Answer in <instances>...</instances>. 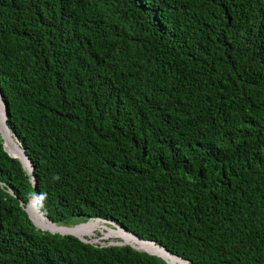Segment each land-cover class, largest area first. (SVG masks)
Returning a JSON list of instances; mask_svg holds the SVG:
<instances>
[{
  "label": "trees",
  "instance_id": "1",
  "mask_svg": "<svg viewBox=\"0 0 264 264\" xmlns=\"http://www.w3.org/2000/svg\"><path fill=\"white\" fill-rule=\"evenodd\" d=\"M0 99L33 176L0 138V264H167L36 228L33 196L189 264H264V0H0Z\"/></svg>",
  "mask_w": 264,
  "mask_h": 264
},
{
  "label": "rangeland",
  "instance_id": "2",
  "mask_svg": "<svg viewBox=\"0 0 264 264\" xmlns=\"http://www.w3.org/2000/svg\"><path fill=\"white\" fill-rule=\"evenodd\" d=\"M0 103H1V101H0ZM1 111L2 110H0V113H1ZM0 116H2V114ZM1 135L4 138L5 147L7 148V150L11 153H14L16 151L17 155H19L20 150L16 147L17 145H15L13 139L9 136L10 134L7 131L6 132L2 131ZM30 208H33V210ZM27 210L30 214V217L35 222V224L41 228H44V229H49L51 231L59 232V233H73L74 235H77L81 238L86 236L85 240H87L91 243H98L101 245L129 244L138 251H147L148 250V248L144 244H141L142 242H145V243H148V242H146V241L140 242L139 240H136V239L129 240L130 238H132V236L129 235L128 233H126V231H122V230L118 229L115 225H113L111 222H108V221H105L102 219H100V220L99 219L87 220L85 222L74 223V224H71L70 226H64L63 227V226H59V225L50 223L41 213L38 212L37 208L34 205L31 207V204H29L27 207ZM150 243L151 242H149L148 244H150ZM150 245H152V243ZM156 246H159V245H156ZM159 247L162 248L161 246H159ZM147 252H149V251H147ZM165 252H167V251H165ZM167 254L169 256L171 255L169 253H167ZM155 255L160 256L161 254L158 255V253H157ZM161 256H163L165 258L164 259L162 257L166 262H167V260H170L168 258L169 256L168 257H165L164 255H161ZM170 261L171 262L168 261L169 263L168 262L167 263L168 264H182V263L183 264H189L186 261L181 262V263H179L176 260H170Z\"/></svg>",
  "mask_w": 264,
  "mask_h": 264
},
{
  "label": "bare ground",
  "instance_id": "3",
  "mask_svg": "<svg viewBox=\"0 0 264 264\" xmlns=\"http://www.w3.org/2000/svg\"><path fill=\"white\" fill-rule=\"evenodd\" d=\"M1 101V100H0ZM1 105H0V110H2L1 111V113H0V115L2 114V116H0V136H1V138L3 139V144H4V149L11 155V156H14V157H16V158H18L20 161H21V163H22V165H23V167L27 170V171H29V165H28V163H27V160H26V158L24 157V155H23V153L21 152V150H20V148H18L17 146V148L20 150H18L19 151V155H17V153H16V151L14 152V153H11V152H9L8 150H7V148L5 147V142H4V138H3V136L1 135V133H2V131L3 132H6L7 131V129H6V127H5V125H4V111H3V104H2V102L0 103ZM8 132V131H7ZM9 133V132H8ZM10 134V133H9ZM9 139V138H8ZM7 140V139H6ZM15 143V142H14ZM16 145V144H15ZM17 151V152H18ZM29 204H31V207L34 205L35 206V200L34 199H32L27 205H26V208H25V210L27 211V213H28V215H29V217H30V214H29V212H28V210H27V207H28V205ZM33 204V205H32ZM36 207V206H35ZM30 209H32L33 210V208H30ZM29 209V210H30ZM38 210V209H37ZM39 212V211H38ZM40 213V212H39ZM30 219L32 220V218L30 217ZM90 220H94V219H90ZM100 220V219H99ZM33 221V220H32ZM33 223L35 224V222L33 221ZM36 225V224H35ZM64 227V226H63ZM44 229V228H43ZM118 229H120V228H118ZM49 230V229H48ZM73 230V229H72ZM120 230H122V229H120ZM51 231V230H50ZM122 231H124V230H122ZM54 232V231H53ZM126 233H128V232H126ZM125 233V234H126ZM70 234H73V233H70ZM129 234V233H128ZM74 235V234H73ZM129 235H131V234H129ZM75 236H77V235H75ZM132 236V238H130L129 240H133V239H136V240H139L140 242L141 241H143V240H140V239H137L135 236H133V235H131ZM77 237H79V236H77ZM79 238H81V237H79ZM146 242H148V241H146ZM141 244H144L147 248H148V250L147 251H149L148 253H151V254H153V253H158V254H161V255H164L165 257H168L169 255L167 254L168 252H165L162 248H160L159 246H156L155 244H152V245H150V244H148V243H145V242H142ZM129 245V244H128ZM155 245V246H154ZM131 246V245H130ZM134 248V247H133ZM139 249V248H138ZM147 251H145V252H147ZM155 255V254H154ZM160 257V256H159ZM162 258V257H161ZM170 260H176V261H178L179 263H181V262H185L184 260H182V259H180L179 257H176V256H174V255H170L169 257H168ZM163 259V258H162ZM170 260H167V261H169V262H171ZM167 263V262H166ZM168 264V263H167ZM183 264V263H182Z\"/></svg>",
  "mask_w": 264,
  "mask_h": 264
},
{
  "label": "clouds",
  "instance_id": "4",
  "mask_svg": "<svg viewBox=\"0 0 264 264\" xmlns=\"http://www.w3.org/2000/svg\"><path fill=\"white\" fill-rule=\"evenodd\" d=\"M1 100V99H0ZM2 102V101H1ZM2 104H3V111H4V107H5V104L2 102ZM6 109V108H5ZM5 117H6V111L4 112V119H5ZM5 125V124H4ZM6 127V126H5ZM6 129H7V127H6ZM7 131H8V129H7ZM9 132V131H8ZM10 133V132H9ZM10 137H11V134L9 135ZM0 138H1V136H0ZM12 138V137H11ZM13 139V138H12ZM1 140H2V138H1ZM13 141H14V139H13ZM16 144V143H15ZM17 145V144H16ZM17 147H18V145H17ZM2 148H3V150L6 152V154L8 155V156H10V154L4 149V146H3V140H2ZM21 150V149H20ZM22 152V151H21ZM24 153V152H23ZM25 155V154H24ZM10 157H13V158H15L14 156H10ZM24 157H26V156H24ZM15 159H17V158H15ZM27 159V158H26ZM28 160V159H27ZM19 161V160H18ZM29 161V160H28ZM28 161H27V163H28ZM21 162V161H20ZM20 164H22V163H20ZM29 165V164H28ZM21 167L24 169V171L26 172V173H29V171H27L24 167H23V165H21ZM30 167H31V165H30ZM32 173H29V175H30V179L32 180L33 179V177H32V175H31ZM31 198H33L34 200H35V206H36V208H37V205H36V201H37V198H36V196H33V197H31ZM30 198V199H31ZM29 199V200H30ZM28 202V201H27ZM26 205V204H25ZM25 205L23 206V211L26 213V215H27V217H28V219L31 221V223L36 227V228H38V229H40V230H46V231H48V232H50V233H58V234H69V235H72V236H75V235H73V234H70V233H59V232H53V231H49V230H47V229H42V228H40V227H38V226H36L33 222H32V220L29 218V216H28V214H27V212H26V210H25ZM38 209V208H37ZM39 211V210H38ZM40 212V211H39ZM41 213V212H40ZM42 214V213H41ZM43 215V214H42ZM44 216V215H43ZM45 217V216H44ZM46 218V217H45ZM47 219V218H46ZM103 220V219H102ZM49 221V220H48ZM50 222V221H49ZM50 223H52V222H50ZM52 224H54V223H52ZM57 225V224H56ZM59 226H62V225H59ZM64 226H70V225H64ZM76 238H78V239H80L81 241H86V242H89V241H87V240H85V237L86 236H84L83 238H79V237H77V236H75ZM121 245V244H120ZM144 252V251H143ZM160 258V257H159Z\"/></svg>",
  "mask_w": 264,
  "mask_h": 264
},
{
  "label": "water",
  "instance_id": "5",
  "mask_svg": "<svg viewBox=\"0 0 264 264\" xmlns=\"http://www.w3.org/2000/svg\"><path fill=\"white\" fill-rule=\"evenodd\" d=\"M6 111V109H5V107H4V112ZM22 151V150H21ZM22 153H23V151H22ZM23 155H24V153H23ZM11 156V155H10ZM25 156V155H24ZM16 158V157H15ZM26 158V157H25ZM17 160H19L18 158H17ZM27 160V159H26ZM28 161V160H27ZM19 162H20V160H19ZM21 163V162H20ZM28 164H29V173H32V167H30V162L28 161ZM22 165V164H21ZM32 175V174H31ZM33 177V176H32ZM132 247V246H131ZM133 248V247H132ZM135 249V248H134ZM164 249V248H163ZM145 252V251H144ZM148 253V252H147ZM150 254V253H149ZM156 256V255H155Z\"/></svg>",
  "mask_w": 264,
  "mask_h": 264
}]
</instances>
